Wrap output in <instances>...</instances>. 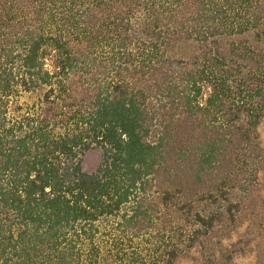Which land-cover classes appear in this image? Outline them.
Wrapping results in <instances>:
<instances>
[{"label": "trees", "instance_id": "obj_1", "mask_svg": "<svg viewBox=\"0 0 264 264\" xmlns=\"http://www.w3.org/2000/svg\"><path fill=\"white\" fill-rule=\"evenodd\" d=\"M262 122L264 0H0V264H174L257 191Z\"/></svg>", "mask_w": 264, "mask_h": 264}, {"label": "rangeland", "instance_id": "obj_2", "mask_svg": "<svg viewBox=\"0 0 264 264\" xmlns=\"http://www.w3.org/2000/svg\"><path fill=\"white\" fill-rule=\"evenodd\" d=\"M258 134L264 153V122L259 126ZM172 157L173 160L176 158L174 154ZM100 159V151L88 152L83 160V170L94 172ZM176 168L174 175L179 177L177 180L183 179L191 189H196L186 163L177 159ZM165 179H169L167 175ZM258 179L257 191L249 196L236 224L226 222L218 225L211 238L202 237L191 251L180 255L174 264H264V206L261 204H264V170L259 173Z\"/></svg>", "mask_w": 264, "mask_h": 264}]
</instances>
